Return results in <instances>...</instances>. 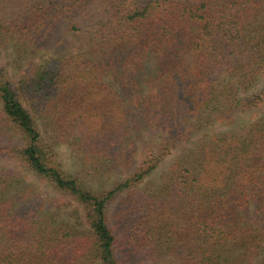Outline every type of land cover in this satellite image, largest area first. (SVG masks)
Instances as JSON below:
<instances>
[{
	"label": "trees",
	"instance_id": "1",
	"mask_svg": "<svg viewBox=\"0 0 264 264\" xmlns=\"http://www.w3.org/2000/svg\"><path fill=\"white\" fill-rule=\"evenodd\" d=\"M2 46L0 264H264V0H0Z\"/></svg>",
	"mask_w": 264,
	"mask_h": 264
},
{
	"label": "rangeland",
	"instance_id": "2",
	"mask_svg": "<svg viewBox=\"0 0 264 264\" xmlns=\"http://www.w3.org/2000/svg\"><path fill=\"white\" fill-rule=\"evenodd\" d=\"M150 1H152V0H135V5L140 9V8H143ZM7 57H8V53H7L6 49H4L3 46L0 47V66L5 65L11 71V65L9 64L11 62V60ZM14 79H18V75H15ZM80 155H82V154H80ZM77 156H78V154L73 153L72 149L69 148L68 146H62L60 148V160L63 162L65 168L70 172L74 171L75 169L78 170L80 168V169L84 170L83 176H85V172L88 173V172L93 170L91 168V166L89 167V165H92L95 167L101 166L99 163L95 164V161L91 162V158L88 155L83 154L82 156H80L82 158H80V157L77 158ZM138 157H140V153L138 154ZM6 164H8V163H6ZM169 164H170V162L166 161L164 163V165H162V166L166 167ZM164 167H162V168H164ZM101 168H103V167H101ZM32 178H33L32 175H28L29 180H32ZM96 181H98V180H95V182ZM42 187L44 188L45 186L43 185Z\"/></svg>",
	"mask_w": 264,
	"mask_h": 264
}]
</instances>
